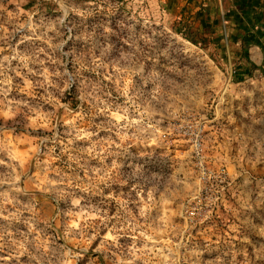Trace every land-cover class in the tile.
I'll list each match as a JSON object with an SVG mask.
<instances>
[{
	"label": "clouds",
	"instance_id": "9594fccd",
	"mask_svg": "<svg viewBox=\"0 0 264 264\" xmlns=\"http://www.w3.org/2000/svg\"><path fill=\"white\" fill-rule=\"evenodd\" d=\"M9 2L16 4V12H8L4 0H0V12L7 13V22L13 25L11 32L0 27V119L15 121L18 115H23L26 129L48 130L54 126L55 111H46L44 105L68 110L58 97H64L71 91L73 77L80 72L87 70L99 76V70L106 67L101 57L112 52L113 46L110 44L105 48L101 57L92 55L88 62L76 60L77 71L72 74L67 61L55 57L56 50L66 40L53 42L60 35L58 25L69 15L65 11L68 0H37L33 9L28 11H24L22 5L30 0ZM149 2L125 0V18L116 21L115 29L105 27L109 39L115 36L129 49H116L120 59L127 63L117 67L116 78L108 77L116 95L113 96L112 91L106 90L100 82L78 87L77 99L86 101L91 117L101 122L93 129L77 124V120H82L79 116L76 120H65L67 139L62 152L67 156L64 163L68 172L53 169L52 165L58 158L50 156L43 162L44 175L47 177L49 172L55 171L56 178H46L37 187L43 192L55 191L58 202L70 205L62 237L68 243H74L76 237H80L83 243L89 228L98 229L104 225L108 232L97 252L111 251L112 264H189L187 258L194 253L189 249V237L173 226V217L178 214L171 211L173 206L179 200L197 201L206 183L214 178L234 182L241 174L247 173L251 177V172L242 167L239 170L234 168L229 177L222 170L207 173L204 170L188 171L186 166L196 151L194 140L192 148L175 162L167 154L171 138L178 133L202 132V123L210 114H215L208 102L214 99V93L216 96L220 93L217 91L219 86L209 87L210 78L204 77L199 70L168 66L183 63L173 61L170 52H161L154 61L145 62L147 54L160 49V41L165 39L163 35L157 37L153 34V27L159 25L167 31L162 20L146 10ZM42 4L55 5V11L60 15L53 22L37 25L34 15ZM68 7L70 13L80 17L91 14L77 7ZM38 28H43L39 37L36 36ZM48 33H55V36ZM17 35L21 43L44 40L53 55L49 56L44 49L18 50V45L14 47L10 43ZM41 52L45 53V59H40ZM65 55H71V52ZM13 61L18 62L15 68L12 67ZM57 66H62L63 71ZM9 69L17 75L21 71L25 73L22 77L24 87L20 91L42 103L33 105L27 100L8 99L14 87L8 76ZM28 77L37 79L33 83ZM35 89H43V95L35 96ZM21 108L27 112H22ZM241 116L250 122V126L245 133L235 134V140L250 162L264 165V159L258 158L255 149L257 144L264 145L261 119L251 113L246 114L243 109ZM100 132L106 134L103 139L99 137ZM78 142H83L82 146L74 148ZM133 147L137 148L135 153L132 152ZM35 151V147L30 149V152ZM54 151L50 149V152ZM203 151L201 145V155ZM0 153L7 157V161L0 159V165L7 169L0 172V220L5 222L0 224V249H7L11 254L3 264H11L13 259L16 264H21L22 256L28 258L27 264H73L76 257L66 246L54 245L43 238L44 229L37 227L39 214L34 203L21 205L17 198L23 192L20 185L23 170L30 159L29 153L21 154L7 137L0 139ZM109 158L112 159L110 164L107 162ZM92 161L96 164L93 165ZM235 163L239 165V157ZM125 168L127 171L122 172ZM80 171L84 172L83 178L79 176ZM114 185L127 187L129 191L127 194L121 192L119 198L114 193L108 197L115 200L120 209L117 223L108 227L111 217L102 212L100 206L92 205L90 198H104V190H111ZM9 205L15 210L8 211ZM130 205L134 206L135 213L130 210ZM24 212L31 213L30 217L23 218ZM44 223L50 226L47 221ZM16 224H23L27 230L12 231ZM121 236H130L131 243L121 245ZM213 264H224V261L216 260Z\"/></svg>",
	"mask_w": 264,
	"mask_h": 264
},
{
	"label": "rangeland",
	"instance_id": "374dc122",
	"mask_svg": "<svg viewBox=\"0 0 264 264\" xmlns=\"http://www.w3.org/2000/svg\"><path fill=\"white\" fill-rule=\"evenodd\" d=\"M209 0H150L145 8L155 17L162 20L167 31L157 25L153 27V34L159 37L163 35L165 39L160 41V49H153L147 54L145 62L154 61L158 55L171 54L172 60L183 61L182 64H169L172 67H183L192 71L199 70L201 74L210 78L209 87L219 86L217 91L219 96L213 94L214 99L208 103L215 114L209 115L207 121L202 123V132L190 135L177 134L171 138L166 150L173 162L182 154L187 153L192 148V141L199 142L193 159L187 164V170L198 172L204 170L224 172L226 176H231L234 168L241 167L251 172V177L241 174L234 182L231 179H213L207 182L202 189L197 201L187 199L179 200L171 209L178 213L173 217V226L177 230H183L189 237V249L194 255L189 256V264H213L216 260H223L224 264H264V165L257 166L250 162L244 155L243 148L235 140V134H243L250 126V122L241 116V109L251 113L254 117L261 119L264 126V81L259 78H239L235 75L236 64L229 59L223 36V29L220 26V16L215 12L207 11ZM37 0H30L22 5L24 11L33 9ZM8 12H16L15 3L4 0ZM125 0H68L65 11L69 15L58 25L60 35L55 38L54 43L64 39L66 43L55 52V57L67 61V68L70 73L75 74L78 65L75 61L80 59L85 62L90 61L91 56L101 57L110 44L113 51L103 55L101 58L106 65L101 68L100 75L84 70L79 75L74 76V83L69 93L64 97H58L65 107L53 109L51 105H44L46 111H55L54 126L48 130L26 129L24 127V116L18 115L15 121H3L0 119V139L5 137L11 139L17 150L29 153L30 159L23 170L21 188L23 192L18 195L20 204L34 203L37 211L39 223L38 229H44L43 238L54 245L67 247L76 257L73 264H112L111 251L97 252L103 237L107 234L108 228L100 225L89 228L83 243L80 237L75 238L74 243H68L63 239L64 225L68 221L66 213L70 210V205L58 202L55 191L43 192L38 184H43L46 178L55 179V171L44 175V161L50 156L57 157L52 165L53 169H60L68 172L64 161L67 156L63 154L62 147L66 141L65 120H77V124L93 128L98 125L100 119L91 117L89 104L86 101L77 99V89L81 84H91L100 82L106 90L113 91L114 85L108 77L116 78L117 67L124 66L127 62L120 59L116 49L121 51L129 50L121 45L119 40L112 36L110 39L105 34V27H116V21L125 18ZM121 5L116 8V5ZM68 5L80 8L86 13H91L84 17L70 13ZM55 5L42 4L35 11L34 21L37 25L53 22L60 13L55 11ZM111 9V11H110ZM130 14V13H129ZM24 19V17H21ZM214 21V22H213ZM0 27L6 31H13V25L7 22V13L0 12ZM43 34V28H38L36 36ZM55 36V33H48ZM2 43V42H0ZM12 46L18 45V50L25 52L44 49L49 56L53 55L51 49L44 40L35 39L30 43H21L17 35L10 41ZM71 52V55H65ZM8 54L7 52L4 53ZM45 53L41 52L40 59H45ZM17 61L12 62V67H17ZM36 67V66H33ZM63 71L62 66H57ZM25 73L21 71L17 75L11 69L8 76L13 82V91L9 100H27L35 105L42 103L32 96H28L20 91L24 87L23 79ZM35 83V77H28ZM35 96L43 95V89H35ZM2 98V97H0ZM22 112L27 109L21 108ZM104 132L99 133L100 139L105 137ZM243 141V136H241ZM83 142H78L73 147L82 146ZM201 145L204 151L201 155ZM36 148L35 152L30 149ZM141 147V146H138ZM50 149H55L50 152ZM257 156L264 159V145L255 146ZM137 151L136 147L132 152ZM239 157V165L235 163ZM0 159L7 161V157L0 153ZM122 159V158H121ZM109 164L112 159L107 161ZM95 165L96 161H92ZM7 171L4 165H0V172ZM122 172L127 169H122ZM80 177H84V172H79ZM250 181V182H249ZM105 196H93L90 198L92 205L100 206L102 212H106L111 220L108 227L116 224V216L120 212L115 200L109 199L111 194L117 198L120 193H128L127 187L121 188L114 185L111 190L105 189ZM135 196V193H132ZM135 213L134 206H129ZM11 205L8 211H14ZM7 213H5L6 215ZM31 213L24 212L23 218L30 217ZM44 221L48 222L46 226ZM5 223L0 220V224ZM24 232L26 227L23 224H16L12 231ZM89 237H94L89 239ZM31 239V237H30ZM130 236H121L120 244L131 243ZM7 249H0V264L10 258ZM28 258L21 257V264H27ZM11 264H16L13 259Z\"/></svg>",
	"mask_w": 264,
	"mask_h": 264
},
{
	"label": "crops",
	"instance_id": "0c3cea01",
	"mask_svg": "<svg viewBox=\"0 0 264 264\" xmlns=\"http://www.w3.org/2000/svg\"><path fill=\"white\" fill-rule=\"evenodd\" d=\"M207 5L209 13L220 16L227 55L237 63L235 75L264 81V0H209Z\"/></svg>",
	"mask_w": 264,
	"mask_h": 264
},
{
	"label": "built area",
	"instance_id": "2783aa9c",
	"mask_svg": "<svg viewBox=\"0 0 264 264\" xmlns=\"http://www.w3.org/2000/svg\"><path fill=\"white\" fill-rule=\"evenodd\" d=\"M197 141V140H196ZM195 141V147H198V145H199V142H196Z\"/></svg>",
	"mask_w": 264,
	"mask_h": 264
}]
</instances>
